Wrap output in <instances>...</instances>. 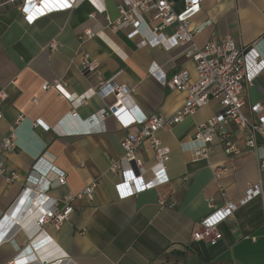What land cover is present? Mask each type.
<instances>
[{"label": "crops", "instance_id": "0c3cea01", "mask_svg": "<svg viewBox=\"0 0 264 264\" xmlns=\"http://www.w3.org/2000/svg\"><path fill=\"white\" fill-rule=\"evenodd\" d=\"M120 1L82 0L77 7L52 11L29 23L21 0H0V93L5 95L0 102V162L18 172L11 183L0 175V264L13 260L18 264H264V174L255 151L245 144L247 131L232 121L226 124L243 148L235 156L225 153L217 137L208 157H199L186 146L197 125L221 109L218 100L159 132L171 149L169 181L119 199L115 184L121 175L108 168L111 158L122 155L120 143L127 131L108 116L104 132H79L86 126L85 119L116 101L114 94L93 93L71 118L68 99L54 88L41 89L45 81L62 79L69 91L81 94L114 77L115 83L128 87L135 113L172 115L185 103L187 92L163 84L162 77L170 79L187 69L190 81L197 80L195 62L184 53L187 45L171 50L160 45L138 47L139 38H129L128 29L111 28L120 16ZM169 1L175 11L185 7V0ZM101 5L104 11L97 12ZM190 27L200 28L195 35L200 46L213 35H230L238 47L248 45L264 38V0H203ZM88 29L92 36L87 35ZM172 30L166 28L164 33L170 35ZM52 41L58 43L55 50L50 47ZM84 52L98 61L97 72H81ZM244 92V113L254 118L251 106L264 103V71ZM21 114L25 119L16 129V146L6 151L3 140ZM38 119L48 128L35 126ZM258 142H263L260 136ZM44 153H48L47 165L67 177L66 185L47 192L50 197L61 200L93 181L98 186L93 199L74 202V212L59 229L47 225L41 232L28 205L19 203V198L32 178L37 179L40 171H32L36 158ZM143 158L152 163L151 153L144 152ZM228 201L235 210L219 224L218 243L195 240L192 235L201 219ZM15 220L21 224H14Z\"/></svg>", "mask_w": 264, "mask_h": 264}, {"label": "built area", "instance_id": "2783aa9c", "mask_svg": "<svg viewBox=\"0 0 264 264\" xmlns=\"http://www.w3.org/2000/svg\"><path fill=\"white\" fill-rule=\"evenodd\" d=\"M14 1L17 0H7V2ZM21 1L22 12L29 23H34L52 11L77 7L82 2V0H49V6L45 7L44 0ZM202 2L203 0H185L184 9L175 11L173 3L169 0H121L117 5L120 16L116 21L111 22V28L114 31L128 29L129 38L138 37V47L160 45L165 50H171L179 45H187L184 53L195 62L197 80L190 81V73L187 69L179 70L170 79L162 77L163 84L172 89L187 92L185 103L172 115L133 112L131 108L133 101L128 87L115 83L114 77L102 79L97 89H89L81 94L69 91L68 82L62 79L45 81L41 86V89L45 91L51 88L58 90L62 97L70 101L73 108L69 113L71 118L77 116L76 109L86 103L93 93L99 91L114 94L116 101L85 119L86 126L79 132H104L105 120L108 116L114 117L120 127L127 131L120 143L122 155L111 158L108 168L110 173L121 175V179L115 184L119 199L135 196L169 181L167 163L171 158V149L163 143L159 132L182 123L188 116L194 115L199 108L212 100H218L221 109L207 121L197 125L194 138L186 145L187 149L194 151L199 157H208L212 150L211 143L217 137L228 156L241 154L242 146L235 141L232 133L226 128V124L232 121L240 129L247 131L245 144L255 151L260 174H264V103L251 106L254 118H248L243 110L246 104L244 90L253 86L256 78L264 71V38L259 37L248 45L238 47L230 35L219 37L213 35L204 45H198L195 42V35L200 28H191L190 24L192 19L200 13ZM65 3L67 6H62ZM96 8L97 12L104 11L102 5ZM37 9H43V11L37 12ZM95 13H91L90 16H95ZM29 16L34 18L30 20ZM148 19L154 24L150 25ZM169 27L173 29L172 33L166 35L164 31ZM87 35L92 36L93 32L88 29ZM50 47L55 50L58 48V43L52 41ZM98 68V61L91 59L89 54L84 52L80 63L81 72L87 75L97 72ZM156 72L155 69L153 73ZM4 97V93L1 92L0 102ZM24 119L22 114L19 115L15 126L11 128V134L3 140L2 147L6 151H12L15 148L16 129ZM33 124L48 128L41 119L34 121ZM132 127H136V131H131ZM259 136L263 141L261 144L258 142ZM144 152L152 155L150 165L144 161ZM46 154L48 153L36 158L32 173L36 174L37 171L40 173L37 179L32 178V182L29 181L30 185L24 188L19 198V203L25 201L28 205L29 212L35 216L38 230L41 232H45L44 227L47 225L59 229L74 212V202L83 197L93 199L98 186V182L93 181L77 193H67L61 200L50 197L47 192L54 187L66 185L67 177L64 171L47 165ZM45 165L49 170L46 175L47 171L43 169ZM219 171L220 169L216 170V177L220 176ZM41 172L44 173L41 174ZM0 175H3L8 183L18 178L16 170L1 162ZM160 203L165 205L164 201ZM210 203L212 205V200ZM234 210L235 204L231 201L214 209L201 219L192 237L211 244L218 243L222 237L219 224L231 217ZM6 216L5 213L3 218ZM14 224L20 225L21 222L15 220ZM6 264H18V262L13 260Z\"/></svg>", "mask_w": 264, "mask_h": 264}, {"label": "snow or ice", "instance_id": "6c2138e0", "mask_svg": "<svg viewBox=\"0 0 264 264\" xmlns=\"http://www.w3.org/2000/svg\"><path fill=\"white\" fill-rule=\"evenodd\" d=\"M44 6L45 7H48L49 6V0H44ZM62 6H67V4H63ZM26 11H28L29 9H25ZM43 9H37V12H42ZM34 17L33 16H29V19H33ZM130 175V174H129Z\"/></svg>", "mask_w": 264, "mask_h": 264}]
</instances>
